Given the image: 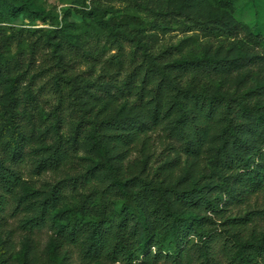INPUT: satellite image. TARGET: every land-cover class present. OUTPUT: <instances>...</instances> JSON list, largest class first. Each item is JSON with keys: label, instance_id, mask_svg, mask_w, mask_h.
Instances as JSON below:
<instances>
[{"label": "trees", "instance_id": "1", "mask_svg": "<svg viewBox=\"0 0 264 264\" xmlns=\"http://www.w3.org/2000/svg\"><path fill=\"white\" fill-rule=\"evenodd\" d=\"M67 1L0 0V264H264L256 0Z\"/></svg>", "mask_w": 264, "mask_h": 264}, {"label": "rangeland", "instance_id": "2", "mask_svg": "<svg viewBox=\"0 0 264 264\" xmlns=\"http://www.w3.org/2000/svg\"><path fill=\"white\" fill-rule=\"evenodd\" d=\"M167 1V0H164ZM178 0H174V3H176ZM107 2V0H106ZM91 6V0H88L87 2ZM257 3V8L259 10V28L257 32L259 33H264V0H256ZM111 4H113L116 8H119L121 10H125L127 2H119V1H112ZM45 6L47 7L48 10L51 11H57L60 13L61 19L64 16V11L69 10L71 13L70 20L74 22H82V16L79 13V10L82 9V6L68 2L67 0H46ZM252 11V10H251ZM248 12H250L248 10ZM249 17L247 16L246 19H252L253 13L250 12ZM252 15V16H251ZM17 25H20L22 20H18L15 22ZM27 23V21H26ZM37 27H46V28H51L52 25H50L49 22H42V21H37L36 22ZM194 32H187L184 33L183 29L180 30H174L171 31L166 37H164L165 40H167L169 43L176 44L178 43L183 37L188 36V35H193ZM196 34V39L198 40V44H205V43H211V40H208V38H205L201 32L195 33ZM221 42H218L216 45H220ZM222 44L228 48L232 44V41L230 40H224L222 41ZM255 204L256 207H261L264 205V193L261 194L258 198H254L252 200V204ZM246 209V208H245ZM8 228L16 229V222L15 220H10L8 223ZM14 240L17 242V247L18 249L22 246L23 242V236L22 233H20L17 229L14 231ZM47 234L46 232L42 233L40 235V239L43 241V243H46L47 241ZM74 264H80L79 262V257L76 253H74Z\"/></svg>", "mask_w": 264, "mask_h": 264}]
</instances>
